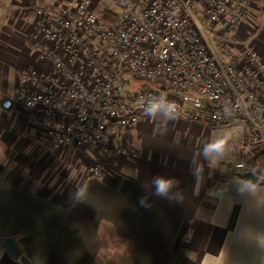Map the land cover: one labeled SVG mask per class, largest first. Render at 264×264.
<instances>
[{
  "label": "crops",
  "instance_id": "obj_1",
  "mask_svg": "<svg viewBox=\"0 0 264 264\" xmlns=\"http://www.w3.org/2000/svg\"><path fill=\"white\" fill-rule=\"evenodd\" d=\"M60 1L0 0V93L14 99L22 69L29 64L18 10ZM254 13L264 20V0H256L245 17ZM241 31L242 24L236 35ZM263 36L261 30L240 39L264 54ZM13 74L15 83L9 84ZM193 92L182 98L193 99L188 94ZM198 97L193 111L207 106ZM17 111V106L0 110V120L14 119ZM21 113L24 125L30 120L42 137L31 112ZM24 125L8 133L0 129L1 155L8 153L9 140L16 149L29 143L24 157L16 152L0 161V238L17 239L33 264H264V175L253 167L264 152V133L243 173L232 164L244 140L240 127H206L185 115L173 120L147 116L133 131L117 135L118 151L112 152V166L100 181L88 174L93 151L75 145L56 148L40 141L36 130L31 140ZM225 131L232 138L231 150L210 166L200 152ZM49 146L64 152L56 172ZM197 167L198 176L193 175ZM156 176L179 181L171 190L177 198L154 194ZM248 180L254 189L239 192ZM80 188L85 191L78 198ZM0 264L22 263L0 248Z\"/></svg>",
  "mask_w": 264,
  "mask_h": 264
},
{
  "label": "built area",
  "instance_id": "obj_2",
  "mask_svg": "<svg viewBox=\"0 0 264 264\" xmlns=\"http://www.w3.org/2000/svg\"><path fill=\"white\" fill-rule=\"evenodd\" d=\"M140 1L141 8L132 0H61L18 10L29 64L14 106L30 111L56 148L93 151L88 174L103 181L117 135L136 129L146 105L164 96L177 117L240 127L235 168L246 171L264 133V54L236 33L256 0ZM103 8L113 23H104ZM133 79L163 91L122 88ZM189 91L206 102L203 110L186 108Z\"/></svg>",
  "mask_w": 264,
  "mask_h": 264
},
{
  "label": "clouds",
  "instance_id": "obj_3",
  "mask_svg": "<svg viewBox=\"0 0 264 264\" xmlns=\"http://www.w3.org/2000/svg\"><path fill=\"white\" fill-rule=\"evenodd\" d=\"M144 112L147 116L154 120L158 117H163L167 120H173L178 116L175 103L172 101H168L164 96H160L156 100L148 103L144 109ZM231 139V135L227 131L218 134L210 142L204 145L202 151L200 152V155L205 161L209 163L210 166L216 165L231 150ZM200 170V167H197L193 175L198 176ZM178 184L179 181L164 176L153 177L151 181V185L154 188V194L158 197H167L169 199L177 198L171 195V190ZM254 187L255 185H253L252 182L248 180L243 182L242 187L238 188V191L242 193L244 188L254 189ZM84 191V188H80L77 191V197L79 198L83 196ZM179 198L182 199V197Z\"/></svg>",
  "mask_w": 264,
  "mask_h": 264
},
{
  "label": "rangeland",
  "instance_id": "obj_4",
  "mask_svg": "<svg viewBox=\"0 0 264 264\" xmlns=\"http://www.w3.org/2000/svg\"><path fill=\"white\" fill-rule=\"evenodd\" d=\"M51 1H54V0H51ZM141 7H142V3H141ZM141 7H138V8H141ZM100 14H101V12H100ZM241 24H242V31H241V34L238 32V36H237L238 38H240L241 36H245V35H252V34L256 33L257 31H261V30H262V33L264 32V20L262 19V16L260 14H255L254 13L253 16L250 14L249 16L244 17V19L241 21ZM23 32L26 35V28L24 26H23ZM263 38H264V36H263ZM15 47H16V45L14 46V48ZM235 52H238V51H235ZM6 62L7 61L3 62V65ZM8 78H9V84H11V82L13 84L15 83V80H16L15 74L8 76ZM17 82L19 84V78L17 79ZM141 83H142L141 81L133 79V80H131V84L126 86L125 90H127V89L136 90L137 88H139L141 86ZM188 94L192 95L193 99H191V100L184 99V102H185V106L188 107L189 109H191V108H194L193 102L194 101H200V98L194 92L193 93H188ZM21 112L17 111L16 114L14 113V115H15L14 119L8 118V120H6V121L4 119L0 120V129L3 128L5 133H8V129H11V131H14V130H17V129L21 128L24 125V122H23V120H21L20 116L24 117V115H25V114H23ZM9 117H12V116H9ZM29 125H31L30 120H28V122H25L24 126H26V129H28L29 135L31 134V140H32V137H33L32 131L36 130L37 134H38L37 136H38L40 141L45 142V143H49V144L51 143V140L45 135V133H43V135L45 137L42 135V137H43L42 138L40 136L38 130L33 128V127H31V126H29ZM24 137L25 136L23 134L22 138H24ZM40 141H38V145L41 146V142ZM262 141H263V138H262ZM40 146H39V148H40ZM36 147L37 146H35V148ZM6 148L8 150V153H3L5 156L0 154V156H1L0 157V161H5V157H7V159H9L12 156V154H14L16 152H18L19 155H23V157H24L26 155L24 152L29 150V143L28 144L23 143L22 146L19 147V149H16V147L14 146V143L10 142V140H9V141L6 142ZM0 150L1 151L4 150V147L1 144H0ZM50 150L53 151L51 149V147H50ZM73 152H76V151H73ZM43 154H44V151H42L41 154L38 155V157L43 155ZM63 154H64L63 150H61V151H56V150L53 151V157H54V160H55V164L54 165L56 167L55 168V172L57 171V168L63 163V161H58L59 158H62ZM34 159H35V157H34ZM238 160H239V154H238V150H237V158L232 162L233 168L235 170H237L235 168V164H236V162ZM70 163H72V161ZM248 169H249V166H248L247 170ZM237 171L240 172L239 170H237ZM242 172L244 173L245 171H242Z\"/></svg>",
  "mask_w": 264,
  "mask_h": 264
},
{
  "label": "water",
  "instance_id": "obj_5",
  "mask_svg": "<svg viewBox=\"0 0 264 264\" xmlns=\"http://www.w3.org/2000/svg\"><path fill=\"white\" fill-rule=\"evenodd\" d=\"M14 106V99L0 93V110L9 112ZM247 177L253 180V174L248 173ZM0 248L7 250L10 255L19 260L22 264H33L23 253V249L21 248L19 241L15 238H3L0 239Z\"/></svg>",
  "mask_w": 264,
  "mask_h": 264
},
{
  "label": "trees",
  "instance_id": "obj_6",
  "mask_svg": "<svg viewBox=\"0 0 264 264\" xmlns=\"http://www.w3.org/2000/svg\"><path fill=\"white\" fill-rule=\"evenodd\" d=\"M134 3H136V5L138 6V7H141V2H140V0H132ZM104 10L103 11H101V15H102V17H103V21H104V23L106 24V25H109V24H111V23H113L116 19H117V17L114 15V14H112L111 12H109V11H107V9L106 8H103ZM106 9V10H105ZM246 14V13H245ZM128 83H129V81H126V82H124V84H123V87L122 88H126V86L128 85ZM141 87H143V88H152V89H156V90H158V91H160V92H162L163 91V87L160 85V84H158V83H143L142 85H141ZM162 88V89H161ZM254 163V162H253ZM254 165H255V167H257V171H261L262 173H263V175H264V152L263 153H261L260 155H259V158H258V161H256L254 164H253V167H254Z\"/></svg>",
  "mask_w": 264,
  "mask_h": 264
}]
</instances>
